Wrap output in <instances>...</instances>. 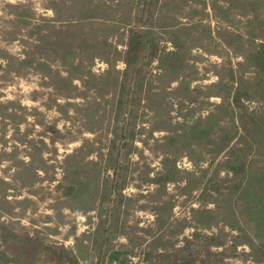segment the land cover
Listing matches in <instances>:
<instances>
[{
    "label": "rangeland",
    "instance_id": "rangeland-1",
    "mask_svg": "<svg viewBox=\"0 0 264 264\" xmlns=\"http://www.w3.org/2000/svg\"><path fill=\"white\" fill-rule=\"evenodd\" d=\"M21 231L79 264H264V0H0V264Z\"/></svg>",
    "mask_w": 264,
    "mask_h": 264
},
{
    "label": "trees",
    "instance_id": "trees-1",
    "mask_svg": "<svg viewBox=\"0 0 264 264\" xmlns=\"http://www.w3.org/2000/svg\"><path fill=\"white\" fill-rule=\"evenodd\" d=\"M150 4L151 0H146ZM159 51V41L150 29L134 27L129 29L126 41L125 63L131 69V79L138 80L155 62ZM7 250L19 258L21 264H36L40 254H44L51 264H79L76 253L63 244H48L35 234L21 231L11 236ZM264 257V243L254 248ZM100 255V260L101 259ZM104 259V258H103Z\"/></svg>",
    "mask_w": 264,
    "mask_h": 264
}]
</instances>
